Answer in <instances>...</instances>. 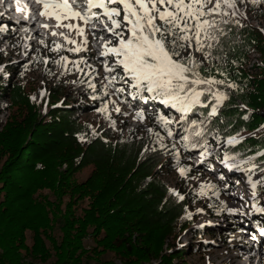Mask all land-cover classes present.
I'll list each match as a JSON object with an SVG mask.
<instances>
[{"label": "trees", "instance_id": "obj_1", "mask_svg": "<svg viewBox=\"0 0 264 264\" xmlns=\"http://www.w3.org/2000/svg\"><path fill=\"white\" fill-rule=\"evenodd\" d=\"M248 4L252 9L241 12L245 6L237 0L240 14L228 20L239 23L220 25L225 34L212 49L216 58L208 62L215 66L208 71L207 62L201 66L202 75L225 76L238 92L225 94L219 117L200 125L203 137L188 140V148L198 151L245 132L240 145L226 150L237 161L264 152V70L256 79L244 68L252 53L264 56V31L249 23L264 22V10L259 9L263 4ZM60 78L47 80V95L39 106L35 99L41 87L17 67L7 79L0 76V99L6 98L12 111L0 132V264H112L103 262L108 254L125 264H172L174 254H164V247L189 227L185 215L196 202L185 186L178 189L184 195L179 202L178 191L162 180L164 172L177 168L176 152L152 151L148 138L122 136L111 125L102 96L77 85L79 81L70 86ZM80 93L92 104L81 108ZM250 108L255 114L246 122ZM95 111L102 119L99 135L87 142L93 128L81 114ZM159 111L189 139L193 124L200 123L194 119L197 114L177 123L175 113L160 106ZM261 127L259 135L249 137ZM255 162H264V156ZM86 169L90 175L78 183L75 175ZM198 249L205 252L206 246Z\"/></svg>", "mask_w": 264, "mask_h": 264}, {"label": "rangeland", "instance_id": "obj_2", "mask_svg": "<svg viewBox=\"0 0 264 264\" xmlns=\"http://www.w3.org/2000/svg\"><path fill=\"white\" fill-rule=\"evenodd\" d=\"M248 1L244 0L242 3L245 6L242 11L240 7H237L238 10L241 12L251 10L252 7L248 4ZM250 1L252 2V0ZM26 3L27 0H15L13 3L7 4V7V5L5 6V0H0V76L4 75L7 79L8 71L17 67L18 73L22 72L24 77L26 76L41 87V95L35 99L39 106L41 105L42 96L47 95V80L53 82L57 76H60V80L65 81L70 86L79 81L77 85L90 89L91 93H98L103 97L104 103L108 102L106 107L112 115L111 125L115 130L120 131L122 136L131 137L133 134L138 138H148L152 151L156 149L168 150L169 155L173 151L176 152L180 160L177 162L178 166L175 170L164 172L162 180L171 189L178 191L180 197H183V199L179 197V202L184 200V195L179 192L180 188L184 186L194 195L196 202L194 201V206L188 207V213L185 215L188 223H191L189 227L182 231L176 239L168 240V245L164 247V254H174L175 258L172 264H259L254 244L247 246L245 237L250 236L249 231H256L261 232L263 236L260 239H264V211H258V209L264 207V184H257L256 189H252L249 183V177H251L252 182L264 180V172L260 171V168H264V163L255 162L260 155H253L255 157L253 163L257 165L255 169H251L249 164L240 163L244 159H240L241 161L228 160L225 163L226 156H232L226 150L240 145L247 137L245 132L232 136L239 141L235 145L227 143V140L232 138L229 137L223 144L220 143L213 147L208 143L198 151L188 148V140L192 143L194 138L203 137V127L200 125L204 124L205 120L206 123L209 120L217 119L220 115L218 111L225 105V103H222L227 99L217 105L216 100L212 98L209 100L208 93H205V96L201 98V104L194 105L187 113H180L172 108L170 104H162L154 94L146 91L139 92L137 89L132 88L130 78L125 77L126 83L121 81L120 76L125 75L122 68L117 67L114 73L105 72L104 62L113 66L115 57L102 55L103 45L111 38L103 30L102 24L94 22L85 25L79 19H64L61 21L65 25L69 23L79 24L80 27L85 29L84 35L87 36L88 43L83 45L84 37L77 35L75 30H69L67 27H57L58 22L55 18L41 15V12L45 11L42 4L33 5L34 2H30L26 5ZM255 3L258 5L263 4L259 9L264 10V0H255ZM31 5L35 7L34 11L29 8ZM38 10L41 12L38 13ZM6 11L7 14H5ZM77 11H80L79 8ZM93 11L100 12L101 10L93 9ZM241 15L247 23V17L243 13ZM29 16L36 19L35 25L32 27L31 24L27 25L25 23L30 18ZM230 18L232 17H225V19ZM20 21L22 23H19ZM249 23L264 30V22ZM94 28L98 29L95 32V37L93 36ZM53 32L57 35H52ZM101 35L103 39L99 38ZM65 37L75 40L77 43L75 45L68 44ZM112 39L114 41V38ZM77 46H82L86 50L78 53L69 51V49ZM62 57H67V61L62 60ZM196 58L200 59L197 55ZM74 61H86V63L78 65L81 71H78L77 66L72 63ZM213 65L215 66L214 63ZM213 65L207 62L206 69L210 70ZM244 68L251 77L259 78L264 70V56L252 53ZM51 74H53L52 78L49 79L48 76ZM113 75L117 79L112 85L105 87L108 85L106 77ZM220 80H224L225 83L220 85L221 88L215 86L214 91L223 92L228 96L238 92V87L232 80L227 79L225 76ZM229 83L235 85V87H228ZM89 84L95 85V90ZM200 87L205 88L206 86L202 85ZM119 88H123L124 91L118 92L117 89ZM81 94H77V99L83 105L81 108L92 104L91 101L85 98L86 96ZM203 104H207V107L202 106ZM159 106L175 113L177 123L186 122L192 114L194 116L197 114L194 119H199L200 123L193 124L192 130H194V133L192 138L189 139L187 133L180 136L179 131L174 130L170 125H167L166 130L165 126L158 121V118L162 116ZM214 106L217 108V112L212 115L211 110ZM43 112L46 115L48 109L44 107ZM137 112L143 113V119L137 117ZM11 114L8 100L6 98L0 99V132L4 129ZM254 114V110L250 108L245 113L244 120L248 122ZM261 115L264 116V112ZM81 118L89 124L90 128H93L91 133L86 136L88 142L89 138L99 135L96 129L102 119L99 111L82 113ZM47 121H50L49 117ZM157 125L161 131L158 130ZM262 128L249 134V137L259 135ZM168 130L172 132L171 136L168 135ZM111 140L115 141L116 138ZM87 142L85 141V143ZM200 155L204 157L199 159ZM237 163H240L239 169L228 166ZM65 169L66 166L63 167V170ZM181 169H184V175H181ZM90 173L91 169L83 170L75 175V179L78 183L83 182ZM253 191L256 193L255 196H253ZM209 207H212L213 212L218 213L210 212ZM260 214L263 216H260ZM88 243L93 245L92 242ZM201 245L206 246L205 252H200V249H198ZM183 252L184 255L182 256ZM244 253L255 255L245 256ZM177 257L179 258L176 259ZM111 260L113 261L112 264H125L111 254L103 258V262H110ZM94 263L91 262L90 264Z\"/></svg>", "mask_w": 264, "mask_h": 264}, {"label": "snow or ice", "instance_id": "obj_3", "mask_svg": "<svg viewBox=\"0 0 264 264\" xmlns=\"http://www.w3.org/2000/svg\"><path fill=\"white\" fill-rule=\"evenodd\" d=\"M85 2L88 14L76 11L69 0H37V3L42 4L45 9L41 15L55 18L58 22L57 27L75 30L77 35L84 37L83 45L88 43L87 36L84 35L85 29L79 24L65 25L61 21L79 19L85 25L94 22L102 24L103 30L111 37L103 45L102 55L115 57L113 66L104 62L105 72L114 73L117 67L122 68L125 75L120 76L121 81L126 83L125 77L130 78L132 88L139 92L154 94L162 104H170L178 112L187 113L194 105L201 104V98L205 93L210 94L217 105L227 99L225 93L213 90L215 86L223 85L225 81L218 80L214 76L202 75L201 66L210 62V59L216 58L212 49L214 45L219 44V37L225 34L220 25L230 22L239 23L224 19L240 14L237 0H79L75 7H80ZM239 2L243 3L244 0ZM252 2L255 3V0ZM93 9L101 11L94 12ZM96 31L98 29L94 28V37ZM52 35L57 33L53 32ZM99 38L103 39V36ZM65 40L68 44L77 43L68 37H65ZM82 50L86 48L77 46L69 49L77 53ZM195 53H200L203 60L197 59ZM62 60L67 61V57H62ZM72 63L77 66L78 71H81L78 65L86 61ZM106 79L108 85L105 87H108L117 77L113 75ZM202 85L206 87L201 88ZM89 86L95 90V85L89 84ZM228 87L235 85L229 83ZM117 91L123 92L124 89L119 88ZM202 106L207 107V104ZM100 111L105 109L102 108ZM211 112L215 115L217 108L214 106ZM136 115L143 119L142 112H137ZM158 119L167 130L170 121L164 116ZM168 135H172L170 130ZM227 143L235 145L239 141L236 137H232ZM259 155L264 156V152ZM235 159V156H226L225 163ZM254 160V156L248 157L240 163L249 164L251 169H255L257 165L253 163ZM240 163L228 166L239 169ZM180 171L181 175H184V169ZM260 171L264 172V168H260ZM249 183L252 189H256L257 184H264V180L252 182L249 177ZM255 195L253 191V196Z\"/></svg>", "mask_w": 264, "mask_h": 264}, {"label": "bare ground", "instance_id": "obj_4", "mask_svg": "<svg viewBox=\"0 0 264 264\" xmlns=\"http://www.w3.org/2000/svg\"><path fill=\"white\" fill-rule=\"evenodd\" d=\"M15 0H5V6L7 5V4H9V3H13ZM30 2H32V0H27V3H26V5L27 4H29ZM7 7H8V5H7ZM29 8H31L33 11L35 10L34 8L35 7H33V5H31V6H29ZM19 12V11H18ZM38 13L40 12V10H38L37 11ZM36 12V13H37ZM5 14H7V11L5 12ZM4 14V15H5ZM28 14H30V12H28ZM26 16H27V14H26ZM28 17V16H27ZM30 17V16H29ZM31 18V17H30ZM30 18L28 19V22L29 23H31V27L33 26V25H35V22H36V19H34L33 17L31 18V20H30ZM92 24V23H91ZM29 27V26H28ZM204 157V156H203ZM248 234H250V235H252L255 239H256V241L258 242V244H259V249H258V253L260 254V256L261 257H264V239L263 240H261L260 239V237L262 238V236H263V234L261 233V232H253V231H249L248 232ZM245 241H247V239H245ZM259 258L258 259V263L259 264H264V258Z\"/></svg>", "mask_w": 264, "mask_h": 264}, {"label": "built area", "instance_id": "obj_5", "mask_svg": "<svg viewBox=\"0 0 264 264\" xmlns=\"http://www.w3.org/2000/svg\"><path fill=\"white\" fill-rule=\"evenodd\" d=\"M180 134V136L182 135L181 133H179ZM255 243H254V246H255V248H256V251H255V254L257 255V260L261 257L260 256V254L258 253L259 251H258V249H259V244H258V242L257 241H254ZM244 248H246L245 246H244ZM255 254H243V255H245V256H254ZM258 254H259V256H258ZM244 257V256H243Z\"/></svg>", "mask_w": 264, "mask_h": 264}]
</instances>
